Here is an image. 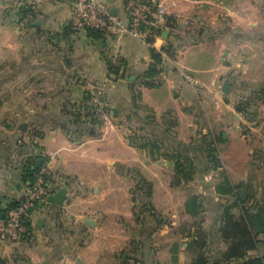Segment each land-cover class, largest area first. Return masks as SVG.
Here are the masks:
<instances>
[{
	"label": "crops",
	"instance_id": "1",
	"mask_svg": "<svg viewBox=\"0 0 264 264\" xmlns=\"http://www.w3.org/2000/svg\"><path fill=\"white\" fill-rule=\"evenodd\" d=\"M104 1L126 16V0ZM163 1L169 16L196 24H166L144 43L74 31L70 0H0V214L24 199L36 162L49 165L47 198L67 189L63 204L32 210L29 236L0 242V264L264 256L260 235L246 257L224 261L220 231L239 195L247 200L231 209L235 220L264 198V0ZM179 159L193 165L188 178ZM135 194L147 198L143 214Z\"/></svg>",
	"mask_w": 264,
	"mask_h": 264
},
{
	"label": "built area",
	"instance_id": "2",
	"mask_svg": "<svg viewBox=\"0 0 264 264\" xmlns=\"http://www.w3.org/2000/svg\"><path fill=\"white\" fill-rule=\"evenodd\" d=\"M74 15L70 27L74 31L93 28L105 34L131 35L148 43L150 34H155L166 25L178 29H190L196 24L194 18H172L163 0H126V16L113 15L104 0H70ZM165 56L166 53H163ZM189 81L194 78L187 74ZM49 165H42L35 173V180L26 196L16 206L0 214V242L11 244L31 233L30 214L40 204L47 202L46 178Z\"/></svg>",
	"mask_w": 264,
	"mask_h": 264
},
{
	"label": "trees",
	"instance_id": "3",
	"mask_svg": "<svg viewBox=\"0 0 264 264\" xmlns=\"http://www.w3.org/2000/svg\"><path fill=\"white\" fill-rule=\"evenodd\" d=\"M87 31L89 34L95 38H101L105 33L93 29L88 28ZM153 55L156 60L159 59L157 52L155 49H153ZM115 70L118 73L119 68L115 66ZM157 69L155 66H153L151 69H149L148 76L152 77L157 74ZM243 107V105L241 106ZM216 146L214 140L208 141V153L209 158L211 162L217 161V156L215 154ZM175 157H181L178 155H175ZM37 164L36 171L41 167V165ZM193 165L187 166L184 165V162L179 159V163H177V172L179 174H183L184 177L188 178V174L193 171ZM36 171H29L28 176L31 177L32 182L35 180V172ZM186 171V172H185ZM140 189H146V193L150 190V183L141 178L140 181ZM237 186H231L228 184L226 187H224V190L226 192H232L234 189H236ZM149 189V190H148ZM148 195V194H147ZM198 197L193 196L189 200V205L193 208H196L198 206L197 203ZM247 200V197H242L239 195V198L236 202L229 204L225 207L224 215H223V225L221 228V237L225 242L228 244V248L224 253V261H231L233 258H244L248 255L250 250H253L257 247V245L260 243L259 236L263 235L264 237V198L262 199L260 204H257L258 210L256 212H251L248 209L245 208L244 215L239 220H235L233 213L231 212V209L234 206L238 205V202H245ZM135 207L138 211V213L143 214V212L147 211V198H137L135 194ZM141 203V205H140ZM18 203L10 206L8 208L11 209L14 206H16ZM200 207V205H199ZM136 211V212H137ZM30 223V222H29ZM196 244L198 246L204 245L200 240H196ZM192 264H210L207 257L203 254L199 255ZM242 264H264V256H256V257H250L247 260H245Z\"/></svg>",
	"mask_w": 264,
	"mask_h": 264
},
{
	"label": "water",
	"instance_id": "4",
	"mask_svg": "<svg viewBox=\"0 0 264 264\" xmlns=\"http://www.w3.org/2000/svg\"><path fill=\"white\" fill-rule=\"evenodd\" d=\"M113 0H110V2H112ZM118 12H119V9L114 6V7H111V13L113 15H118ZM168 32H165V36ZM134 79V77H133ZM229 88H230V83L229 82H226L224 84V91L225 92H228L229 91ZM66 194H67V189L66 188H61L59 189L56 193L54 194H51L50 196H48L47 200L52 202V203H55V204H63L65 199H66Z\"/></svg>",
	"mask_w": 264,
	"mask_h": 264
}]
</instances>
